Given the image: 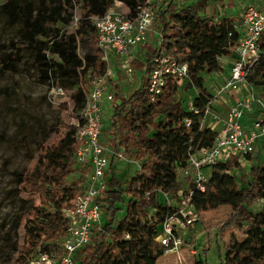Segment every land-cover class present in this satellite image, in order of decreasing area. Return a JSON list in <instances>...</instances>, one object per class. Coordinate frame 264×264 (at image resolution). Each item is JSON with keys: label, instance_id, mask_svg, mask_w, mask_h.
Here are the masks:
<instances>
[{"label": "trees", "instance_id": "trees-1", "mask_svg": "<svg viewBox=\"0 0 264 264\" xmlns=\"http://www.w3.org/2000/svg\"><path fill=\"white\" fill-rule=\"evenodd\" d=\"M78 1L0 0L4 23L23 31L18 49L35 53L33 61L40 82L63 88L73 102L74 114L84 106L90 78L106 71L96 48L95 26L90 18L104 15L115 1L135 15L146 0H81L84 20L74 32L66 34L63 29L70 25L73 4ZM195 7L192 4L177 10L170 1L159 13L154 12L153 25V30L161 34L160 51L188 65V79L197 91L192 102L194 111L183 107L178 98L182 83L177 85L175 81H169L164 93L150 102L146 75L152 69L158 49L145 44L141 50L142 62H134L142 72L138 86L128 97L119 92L114 95L107 126L113 148L123 147L127 158L137 162L139 169L127 178L119 176L114 166L110 168L102 193L106 221L101 231L94 233L92 243L76 256V264H158L163 256L155 239L170 211L164 198L175 197L183 188L178 171L186 168L189 155L210 148L217 136L216 131L202 125L211 94L204 87L201 75L221 72L219 60L229 57L240 36L233 19L223 17L214 23L217 20L200 16ZM80 39L89 43L81 57L77 54ZM259 48V59L249 76V84L255 96L264 101V33ZM47 52L56 60L49 58ZM9 59L18 60L16 55ZM18 127L19 143L27 151L28 134ZM73 135L70 128L31 172V186L40 192L44 208L26 234V258L37 248L57 249L65 236L67 222L61 208L79 191L81 181V175L73 170ZM246 159L250 163L255 161V157L252 160L246 156ZM239 167L237 158L213 166L206 192H195L190 202L198 215L218 212L221 208L233 211L222 224L235 234L230 235L225 245L221 264H264V163L255 161L250 166L245 184L235 173ZM256 202L263 206L253 210ZM119 212L123 217L116 220ZM238 236L242 239L238 240Z\"/></svg>", "mask_w": 264, "mask_h": 264}, {"label": "built area", "instance_id": "built-area-1", "mask_svg": "<svg viewBox=\"0 0 264 264\" xmlns=\"http://www.w3.org/2000/svg\"><path fill=\"white\" fill-rule=\"evenodd\" d=\"M154 12L152 0H146L139 6L135 15L115 1L104 15L92 18L96 48L106 71L90 78L84 106L74 114L70 126L74 130L73 170L81 175L80 189L61 208L67 227L59 247L48 251L37 248L21 264H76L79 252L92 243L94 233L101 231L104 213L102 193L110 177V168L114 166L116 171L134 164L139 169L137 162L127 158L123 147L114 149L110 139L102 138V133L106 123L103 110L106 105L112 106L120 81L125 75L132 74L134 62H142L143 46L152 38L158 49L152 60V69L146 75L150 102L164 93L169 81L180 85L188 78L186 62L160 51L161 34L153 30ZM238 17L240 36L226 57V78L219 88L213 90L205 110L207 113L216 102L225 111L223 118H215V126L221 129L216 131L217 136L210 148L189 155L186 168L178 171L183 188L175 197L164 198L170 211L161 222L155 241L164 255L175 254L179 264L183 261L184 245L192 241V229L198 217L190 198L195 192L204 194L209 182L210 174L205 170L232 158H237L239 164L241 161L250 162L246 156L250 158L256 147L258 151L264 149V101L255 96L249 84V76L259 59V44L264 33V0L245 5ZM50 86L55 97L65 96L63 88Z\"/></svg>", "mask_w": 264, "mask_h": 264}, {"label": "rangeland", "instance_id": "rangeland-1", "mask_svg": "<svg viewBox=\"0 0 264 264\" xmlns=\"http://www.w3.org/2000/svg\"><path fill=\"white\" fill-rule=\"evenodd\" d=\"M170 1L174 2L177 10L195 5L200 16L220 22L223 17L236 18L237 10L252 2V0H152L156 14ZM232 14V15H231ZM238 15V14H237ZM4 13L0 14V264H21L26 259L24 249L25 237L30 226L38 220V212L44 207L41 204L40 192L31 186L30 175L36 166L43 161L51 148L68 132L73 118V102L67 94L64 97H55L50 92L51 86L39 80V73L34 66L35 53L30 49L20 48L23 31L19 27H9L4 23ZM84 11L81 0L73 4V16L70 25L63 29L66 34L74 32L84 20ZM92 22V18H90ZM236 21H239L237 16ZM155 26V23H154ZM155 31V29H154ZM149 40L150 45L156 43ZM89 43L77 42V54L83 56L88 50ZM49 58L56 57L46 53ZM16 55V61L9 57ZM227 58H222L220 64L223 70L219 73L202 74L204 87L210 93L219 88L226 78ZM142 75L140 68L133 65L132 74L125 75L120 81L119 94L128 97L138 86ZM187 78L182 82L178 91V98L183 107L194 111L192 102L197 96L193 83ZM56 85L52 83V86ZM119 104V101H117ZM103 110V119L106 121L102 138L110 139L106 128L109 123L112 106L106 105ZM225 111L214 102L208 112L204 114L202 125L212 127L215 131L221 129L215 126V118H223ZM244 122V120H243ZM28 134L27 151L20 144L18 126ZM44 138V139H43ZM43 142V143H42ZM255 161L264 163V149L255 150ZM254 161V162H255ZM240 162L235 171L241 178V183L249 180L248 170L254 163ZM137 170L136 165L120 167L116 170L119 176L130 178ZM211 169L205 172L210 174ZM181 175H179L180 177ZM72 178H69L71 180ZM21 180V181H20ZM20 181V182H19ZM79 192V191H78ZM69 203V202H68ZM67 203V204H68ZM64 204L63 206H65ZM263 203L256 202L252 209L257 210ZM104 210V209H103ZM229 208H221L218 212L200 214L192 229V241L184 245L182 264H194L201 261L204 264H221L225 245L230 235L235 234L232 229H224L222 224L232 215ZM123 213L116 215L120 220ZM102 223L106 221L105 213ZM242 237L238 236V240ZM194 251V254L191 251ZM175 254L164 255L158 264H179Z\"/></svg>", "mask_w": 264, "mask_h": 264}, {"label": "crops", "instance_id": "crops-1", "mask_svg": "<svg viewBox=\"0 0 264 264\" xmlns=\"http://www.w3.org/2000/svg\"><path fill=\"white\" fill-rule=\"evenodd\" d=\"M254 1H255V0H252V2H254ZM244 6H245V5L241 6V7L237 10L238 13H236V18H237V16H238L237 14H239V11H240L241 8L244 7ZM231 15H232V14H231ZM236 18L230 17V19H233V20L236 22L235 27L238 28V26H239V21H236Z\"/></svg>", "mask_w": 264, "mask_h": 264}]
</instances>
